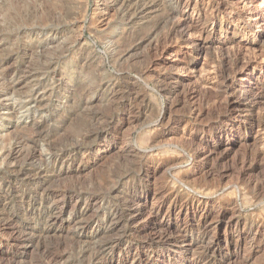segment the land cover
<instances>
[{
  "label": "rangeland",
  "instance_id": "rangeland-1",
  "mask_svg": "<svg viewBox=\"0 0 264 264\" xmlns=\"http://www.w3.org/2000/svg\"><path fill=\"white\" fill-rule=\"evenodd\" d=\"M187 2L197 41L214 27L245 46L243 14H264V0H0V264H264V126L227 118L214 48L165 40Z\"/></svg>",
  "mask_w": 264,
  "mask_h": 264
},
{
  "label": "bare ground",
  "instance_id": "bare-ground-1",
  "mask_svg": "<svg viewBox=\"0 0 264 264\" xmlns=\"http://www.w3.org/2000/svg\"><path fill=\"white\" fill-rule=\"evenodd\" d=\"M218 8H221V3H219ZM201 11L202 10L200 9L198 2H195L194 4L187 2L185 4V7L183 8V10L181 11V14L179 13L178 18H175L177 16H175L174 14H170L169 17L167 16L168 19H167V17H166V19L168 21H166L167 22L166 26H167L168 30L166 29L167 34L165 33L166 31L164 32L166 35L165 40H167V41L170 39L173 40V38L177 37L179 40H181L183 42V44L191 45L192 51L194 52L193 54H195V55L198 53H203V54L208 53L209 54V53H211L210 52L211 49L214 48V50H216V52L214 51L215 53L213 54V57L211 58V59H213V62H211V63H214L215 67H217L216 68L217 71H215L217 76H218L217 78H219L218 80L222 81L221 85H219L220 87L218 86L219 91H220L219 97L221 98V96L225 95L224 96L225 101L223 100L224 103L223 102L222 103L224 104V108L227 110V118H233V116L238 111L241 113L247 112L250 114V119L248 120V122L246 124L239 125V128L243 129V128H246L247 126H251V127L256 126L257 129H260V128L262 129L264 124L261 123V122H263V120H261V119L263 117L261 118L260 113H257L260 116L257 115L256 116L257 118H255V115L253 113H254V108L258 107V105L262 106L261 103L264 100V93L259 92V90L262 91V89L264 88L263 87V85H264V70H262L263 68L261 69V68L256 66L259 63L264 64V55L262 56L260 54L261 57L259 55H257V51L259 50V47L261 46L260 44H261V40H262V36H263L262 32H264V18H263L264 14H263V12L260 14L258 13L259 15H256V16L252 15L249 11L245 12L243 14V16H242L243 17V24H244L243 30L245 32L248 31V33H249V34L246 33V34H248V36L246 35L248 37L247 44L245 46L241 45L239 47H236V46H234L235 41L233 39H231L230 37H228L227 31H224V30L222 31L223 28H220V30L214 31L215 28L213 27L212 32L213 31L214 32L213 33L210 32L211 34L209 33L210 35H214V37H215L212 40H208L209 39L208 37H210V35H208V37H207L208 39L206 38L207 39L206 41L201 40V39L197 41L196 39L193 38L194 35L196 36V34H198V33L195 34V32H197L195 30L198 29L196 25L199 24L201 16L203 15V14L201 15ZM218 15L219 14H217L215 16L216 20H217V17H219ZM210 19L207 18V20H210ZM223 19L226 20L227 23H229V24L230 23L232 24L235 22V19L232 17L222 18L221 19L222 23H224ZM213 24H215V23H213ZM166 26H163V27L161 26V27L163 29ZM236 26H239V24L237 23ZM164 33H163V35H164ZM199 34H198V36L201 37V34L200 35ZM205 34H207V33H205ZM159 37H160V39L162 38L161 36H159ZM163 38H164V36H163ZM156 39H158V37ZM156 42H158V41H156ZM168 42L170 43L171 40ZM165 43H167V42L165 41ZM244 51H246V53H244ZM247 52H253V54H249ZM185 67H187V66H185ZM198 67H199V65L197 63L196 64H189L188 69L190 68L192 71V70H197ZM190 69H189V71H190ZM250 78L256 79L257 82L254 85L247 84L246 81ZM220 81H219V84H220ZM258 117L261 120V122L258 119ZM208 132H210V131H208ZM210 134H213V133L211 132V133H209V135ZM239 218H240V216H239ZM238 225H239V220L237 219L235 222V226H238ZM160 226H162V225H160ZM164 230H165V228H164ZM169 231L170 230L166 229L163 234L161 233L162 234L161 236L159 235L160 237L158 236L161 241H163L164 243L166 242L168 244L171 243L173 240V237L171 235V231L170 232ZM162 232H163V230H162ZM150 240H151V237H150ZM170 246H171V244H170ZM98 257H99V255L97 256V259H98ZM104 264H108V263H104ZM109 264H112V263H109Z\"/></svg>",
  "mask_w": 264,
  "mask_h": 264
}]
</instances>
